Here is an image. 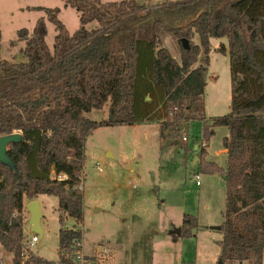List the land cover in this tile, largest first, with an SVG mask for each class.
I'll list each match as a JSON object with an SVG mask.
<instances>
[{
	"label": "trees",
	"instance_id": "trees-1",
	"mask_svg": "<svg viewBox=\"0 0 264 264\" xmlns=\"http://www.w3.org/2000/svg\"><path fill=\"white\" fill-rule=\"evenodd\" d=\"M63 1L79 13L80 27L73 34L58 19V9L45 8L57 32L53 49L40 18L31 32L18 31L26 40L25 62L12 63L0 54V137L22 135L20 143L8 147L16 170L0 163V245L13 264L53 262L24 244L26 200L55 196L60 225L67 218L83 224L85 143L92 131L158 123L162 141L189 151L188 141L183 144L179 137L198 118L210 40L221 38L229 48L230 112L205 120L196 154L205 172L220 173L226 183L218 264H263L264 0H176L151 7L136 0ZM93 21L97 26L88 30ZM163 33L178 41L180 61L163 45ZM217 51L226 52L225 44ZM106 105L107 119L85 117ZM217 127L229 131L223 168L207 161ZM197 228V219L184 215L180 237ZM58 237L56 261L70 263L83 232L62 227Z\"/></svg>",
	"mask_w": 264,
	"mask_h": 264
},
{
	"label": "rangeland",
	"instance_id": "rangeland-1",
	"mask_svg": "<svg viewBox=\"0 0 264 264\" xmlns=\"http://www.w3.org/2000/svg\"><path fill=\"white\" fill-rule=\"evenodd\" d=\"M136 1L151 7L176 0ZM45 8L58 9V19L70 34L80 27L79 13L66 7L63 0H0L2 59L12 63L26 61L23 54L26 40L19 37L18 31L27 29L31 32L40 18L46 27V43L53 49L57 32ZM96 26L97 22L93 21L86 27L92 30ZM162 42L180 61L178 41L171 34L163 33ZM195 43H199L198 38ZM221 43L226 46L224 53L217 51ZM211 46L205 92L195 107L198 118L191 120L179 137V140L183 136L188 138L189 151L183 153L181 147L169 146L162 141L158 123L100 127L92 131L85 143L84 222L78 225L73 218H67L61 226L58 198L40 196L44 233L31 248L37 257L57 260L58 234L63 227L82 230L84 253L89 256L100 254V264L220 263L217 242L222 236L218 228L223 222L226 183L220 173L205 172L202 163H195L197 150L194 149L202 143L205 120L230 112L228 41L226 38L211 39ZM85 117L97 122L107 119L108 105L85 114ZM213 131L207 147V161L223 168L227 158L223 141L229 131L226 127H217ZM164 133L172 140L170 130ZM196 174L200 176V186L196 185ZM186 214L197 219L198 228L192 235L180 237L175 233L182 229ZM25 219L24 235L30 240L33 233L26 209ZM6 264H12V256L6 258Z\"/></svg>",
	"mask_w": 264,
	"mask_h": 264
},
{
	"label": "water",
	"instance_id": "water-1",
	"mask_svg": "<svg viewBox=\"0 0 264 264\" xmlns=\"http://www.w3.org/2000/svg\"><path fill=\"white\" fill-rule=\"evenodd\" d=\"M182 46L184 49H188L189 44L188 41L185 39L181 40ZM22 140V135L19 133H14L11 135H6L0 137V163L8 166L11 170H16L14 163L8 156V147L11 144H17L20 143ZM195 149L197 150L198 147L196 146ZM183 151V150H182ZM184 153V151H183ZM198 161V158H195V163ZM194 163V164H195ZM26 211L29 214V220L28 224L30 226V231L32 233H36L39 235L40 238H42L44 230L41 226V220L43 218L42 208L41 204L38 200L31 201L26 206ZM219 229V228H218ZM175 234H181V229L177 230V233Z\"/></svg>",
	"mask_w": 264,
	"mask_h": 264
},
{
	"label": "built area",
	"instance_id": "built-area-1",
	"mask_svg": "<svg viewBox=\"0 0 264 264\" xmlns=\"http://www.w3.org/2000/svg\"><path fill=\"white\" fill-rule=\"evenodd\" d=\"M182 140L184 142L188 141V138L186 136H183ZM196 185L200 186V176L198 174L195 175ZM40 240V237L38 234L33 233L30 240H27L26 237L24 239V244L27 246V248L31 249L34 247ZM104 254H107V251L103 252ZM7 255V256H6ZM12 256L11 254L7 253L3 247L0 245V264H6V258ZM8 261V260H7ZM102 262V258L100 254L95 255H86L82 248V243L78 242L75 246L72 261L70 263H64L60 261H53L51 264H100ZM12 264H13V256H12Z\"/></svg>",
	"mask_w": 264,
	"mask_h": 264
},
{
	"label": "crops",
	"instance_id": "crops-1",
	"mask_svg": "<svg viewBox=\"0 0 264 264\" xmlns=\"http://www.w3.org/2000/svg\"><path fill=\"white\" fill-rule=\"evenodd\" d=\"M210 41H211V40H210ZM194 149H195V148H194ZM195 150H196V149H195ZM182 152H183V151H182ZM43 196H44V195H43ZM39 199H40V196H39V198H38V199H36V200H38V201L40 202V200H39ZM28 203H29V201H27V200H26L25 204L27 205ZM40 204H41V202H40ZM41 206H42V204H41Z\"/></svg>",
	"mask_w": 264,
	"mask_h": 264
}]
</instances>
